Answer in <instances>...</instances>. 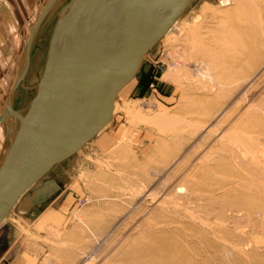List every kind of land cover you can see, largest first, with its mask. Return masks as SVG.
Segmentation results:
<instances>
[{"label":"rangeland","instance_id":"1","mask_svg":"<svg viewBox=\"0 0 264 264\" xmlns=\"http://www.w3.org/2000/svg\"><path fill=\"white\" fill-rule=\"evenodd\" d=\"M48 1L24 17L19 44L7 49L0 117L17 84L31 28ZM65 2L37 34L25 83L14 92L16 110L36 94ZM217 2L189 3L117 96L110 123L34 184L3 227L15 224L29 233L43 226L34 224L26 202L52 192V180H61L58 194L69 199V208L59 223L46 226L62 229L40 237L51 264H264L262 28L250 26V7L235 6L240 30L230 38L228 22L215 14ZM14 123L11 116L0 120V167ZM147 129L149 140L142 142ZM106 131L113 136L99 147Z\"/></svg>","mask_w":264,"mask_h":264},{"label":"water","instance_id":"2","mask_svg":"<svg viewBox=\"0 0 264 264\" xmlns=\"http://www.w3.org/2000/svg\"><path fill=\"white\" fill-rule=\"evenodd\" d=\"M100 1L99 18L92 20L89 0H68L62 8L63 12L73 7V16L84 10V15L76 21L75 42L63 26L30 109L56 72L64 70L63 63L70 52L78 48L77 43L79 48L88 46L83 33L87 27L96 33L95 44L81 67L84 74L71 83L68 95H60L52 107L53 113L42 114L32 133L25 129L26 120H22L0 167V228L34 184L44 179L60 161L80 150L111 121L120 90L136 76L145 54L168 32L192 0H129L125 4L119 0ZM49 6L48 3L43 13ZM31 41L29 38V48ZM159 66L158 76L161 75Z\"/></svg>","mask_w":264,"mask_h":264},{"label":"bare ground","instance_id":"3","mask_svg":"<svg viewBox=\"0 0 264 264\" xmlns=\"http://www.w3.org/2000/svg\"><path fill=\"white\" fill-rule=\"evenodd\" d=\"M66 1H68V0H66ZM119 1L122 4H125L129 0H119ZM89 2H90L89 7H90V10L92 11L91 20L93 18L94 19L99 18V16H98L99 8H100L99 3L101 1L100 0H89ZM48 3L50 4V6L48 8H46L45 12L43 13L44 8L46 7V5ZM60 3H62V0H49L47 2V4L45 5V7L43 8V10L41 11V13H43V19L39 22L40 19L38 18L36 20L35 24L31 28V32H30V35L28 37V38H31V40H32L31 46L29 48L28 43H27L26 48H25V54H24L23 61L21 63V68H20L18 78H17V84L15 85L14 89L11 91L9 97L7 98L6 107L3 110L1 117H0V120H5L11 116L14 118V121H15L13 127L9 129V133L11 135V140H10V145L6 151L5 156L7 155L11 145L15 141V137L17 135L19 128H20L22 120L23 119L26 120V128L25 129L30 133L34 132L37 123L39 122L40 118L42 117V114H45L46 112H47V114L48 113L52 114L53 113L52 107L56 103V101L60 97V95L61 94L68 95L71 92V87H70L71 83L77 82L79 76L81 77V75L84 74L83 72L80 71L82 69L81 67H82L83 63L86 60H88L89 56L92 54V52H89V50H92V47L95 44V34L96 33L93 32L94 29L91 30L89 27H87V29L84 30L83 33L85 32V35L87 38L86 43H88V46L86 44L83 48L82 47L79 48V45L77 43V46L79 49L77 48L76 50H72L70 52V54L67 58V61L63 63L62 67H64V70L61 69V70H58V72H56L53 79L50 81L46 90L40 96V98L38 99L36 104L34 106H32L31 109H30V104L22 110H16L14 108V106H13L14 92L16 91V89L18 88L19 85H21V84L24 85V83H25V80L27 77L26 75H27L29 67L31 65V53H32L33 44H34V41L37 37V34H38L39 30L41 29V26L44 23V21L48 18V16L53 12L54 9L59 7ZM65 3H63L60 6V8L57 12V15H56V20H55V23L53 25L52 33H51V37H50V41H49V48H48V53H47V57L45 60L44 69H43L40 81L38 82L37 85H35L36 91H37L39 84L41 82V79L43 77L47 60H48L50 54L52 53V50H53L55 44L57 43L56 41L59 38H61V30H62L63 26L65 27L68 35H70V38H72V41L75 42V39L73 36L75 34V31H76L75 30L76 29V21L78 18H80L84 15V10L83 11L80 10L76 14V16H73V12H72L73 7L70 9H66L65 11L62 12V8H63ZM217 3H218L219 8H217L215 10V14H217L216 15L217 17L220 16L219 21H222L223 24L226 23L225 21L228 22V24H227V25H229L228 33H230V35H228V36L230 38H233L234 36L236 37L238 30H240L237 28V23H236L237 21H235L233 19V13L236 10L235 6L247 5L248 7H250L251 14L249 15V18H248V21L250 22V26L251 27H252V25L253 26H260V29L262 28L264 30V0H259V1L258 0H236V2H234V3H236L237 5H234V3L231 4L232 3L231 0H218ZM207 5H209V3H205V5H204V7L206 9L208 8ZM171 28L168 30V32H166V34L161 39H163L165 36L167 37ZM262 29L260 30V35L262 36V38L260 39L261 42L264 41V31ZM85 54H86V56H85ZM146 54H145V56H146ZM160 64L161 65L159 66V68L161 69V73H162V70L164 69V67L162 66V63H160ZM163 75H164V73H163ZM19 78H21V80L18 83ZM130 82H128L124 87H126ZM122 89L120 90V92L122 91ZM114 110H115V101H114V108H113V116H114ZM5 156L3 157L2 161H1V165L5 159ZM19 202H20V200L17 202L16 206L18 205ZM16 206L14 207V209L16 208ZM25 207L26 208L28 207L27 204L25 205ZM14 209H13V211H14ZM13 211H12V213H13ZM9 217H7L2 222V225L5 224V222L7 221V219Z\"/></svg>","mask_w":264,"mask_h":264},{"label":"crops","instance_id":"4","mask_svg":"<svg viewBox=\"0 0 264 264\" xmlns=\"http://www.w3.org/2000/svg\"><path fill=\"white\" fill-rule=\"evenodd\" d=\"M42 1L0 0V73H3L4 62H7L10 57L7 49L19 44V31L25 28L24 17ZM150 134L149 129L143 130L142 142H148ZM112 136V132L106 131L100 135L96 144L105 148L109 145L108 142ZM52 182L54 183L52 192H45L43 195L41 191V194L30 196L26 202L28 211L35 216L34 224L41 221L43 226L29 228V233L15 224L13 227L2 226L0 228V264H51L52 259L48 256L49 252L46 251L48 245L40 237H50L52 232H59L62 229L57 226L59 218L61 219L59 214H62L63 211L66 212L70 204L68 198H63L58 194L62 189L61 180H52ZM50 221H58L56 227H47L46 225Z\"/></svg>","mask_w":264,"mask_h":264},{"label":"trees","instance_id":"5","mask_svg":"<svg viewBox=\"0 0 264 264\" xmlns=\"http://www.w3.org/2000/svg\"><path fill=\"white\" fill-rule=\"evenodd\" d=\"M150 82L149 78L145 81V84H148Z\"/></svg>","mask_w":264,"mask_h":264}]
</instances>
